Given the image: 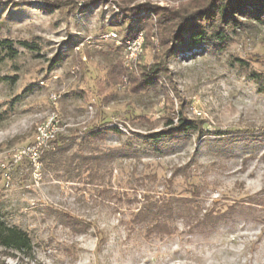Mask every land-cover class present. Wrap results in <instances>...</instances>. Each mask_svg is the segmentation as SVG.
<instances>
[{
    "label": "rangeland",
    "instance_id": "rangeland-1",
    "mask_svg": "<svg viewBox=\"0 0 264 264\" xmlns=\"http://www.w3.org/2000/svg\"><path fill=\"white\" fill-rule=\"evenodd\" d=\"M51 1L0 0V39L17 50L8 57L0 47V220L31 242L26 254L0 252V259L264 264V194H256L264 187V22L241 17L251 24L229 28L224 46L208 41L170 53L163 85L133 93L107 75L120 62L133 71L138 60L154 61L160 47L152 36L143 48V22L124 21L113 0L58 9ZM136 30L142 51L128 61V33ZM57 115L66 125L61 148L52 143L37 172L27 160L12 162L11 153ZM181 117L194 129L145 137ZM101 125L120 133L88 135ZM154 201L172 204L160 219L164 232L137 215ZM229 205L235 210L217 224L189 218L195 206L202 214Z\"/></svg>",
    "mask_w": 264,
    "mask_h": 264
},
{
    "label": "trees",
    "instance_id": "trees-1",
    "mask_svg": "<svg viewBox=\"0 0 264 264\" xmlns=\"http://www.w3.org/2000/svg\"><path fill=\"white\" fill-rule=\"evenodd\" d=\"M117 10L124 21L130 25L135 24L138 20L142 21L144 26V46L149 47L150 43L154 44L151 37L154 36L159 51H154V61L152 63H141L137 61L136 68L133 71L127 70L120 62L108 71L109 83L120 84L125 87L130 85L133 93L163 85L166 75L165 64L170 53L180 52L183 46L191 47L212 41L220 46H224L228 40L227 30L229 28H243L251 24L241 19L252 18L256 22H264V0H188L176 7L159 5L151 2L133 3V0H113ZM74 4L71 0H54L51 5L54 8H61L67 4ZM86 3H76L78 8H84ZM142 13V15H140ZM252 22V21H251ZM137 30L128 37L133 38ZM27 46L26 43H22ZM0 47L7 50L8 57H14L17 50L14 49L10 41L0 39ZM156 49V48H155ZM53 63L56 62L54 59ZM255 78V77H254ZM256 79L261 80L260 76ZM125 80V81H124ZM125 82V83H124ZM180 123L172 126V120L168 122L170 129L159 131L145 135L150 140H161L164 138H173L177 135L186 133L194 129L191 121L179 118ZM111 131L115 134L120 133V129L114 125L105 127L98 126L88 132L89 136L100 137L106 132ZM63 140L62 134H59L53 143L58 149L61 148L59 141ZM63 145V144H62ZM264 194V187L257 193ZM253 199V198H251ZM255 200V199H253ZM177 201L186 204L187 199L178 197ZM199 207L195 206V213L190 215V219L195 223L217 224L224 219L227 213L235 210L234 205H229L225 210L206 209L199 214ZM172 211L171 201H165L163 204L150 202L143 210H139L137 215L142 217L149 216L150 220L155 224L154 227L166 231L165 222H161V216L164 213ZM188 213V212H187ZM185 215V213H183ZM188 216V215H187ZM192 216V217H191ZM165 228V229H164ZM164 230V231H163ZM31 249V242L28 234L17 227L5 225L0 220V252L8 254V252H20L26 254ZM0 264H5L0 259Z\"/></svg>",
    "mask_w": 264,
    "mask_h": 264
},
{
    "label": "built area",
    "instance_id": "built-area-1",
    "mask_svg": "<svg viewBox=\"0 0 264 264\" xmlns=\"http://www.w3.org/2000/svg\"><path fill=\"white\" fill-rule=\"evenodd\" d=\"M112 35V34H109ZM55 97V96H53ZM50 114H56L51 112ZM48 116V115H47ZM66 125L62 124L57 115V121H49L48 126L38 131V134L33 135V139L28 144L17 148L11 153L12 162H20L27 160L38 171L41 165V158L44 152L51 146L53 140L65 130ZM1 167H5L1 163Z\"/></svg>",
    "mask_w": 264,
    "mask_h": 264
},
{
    "label": "bare ground",
    "instance_id": "bare-ground-1",
    "mask_svg": "<svg viewBox=\"0 0 264 264\" xmlns=\"http://www.w3.org/2000/svg\"><path fill=\"white\" fill-rule=\"evenodd\" d=\"M142 45H143V35L142 33H138V35L135 36L134 39L131 42L129 41V43L127 44L126 59L128 61H135L137 56L142 51ZM43 128L45 127H39L38 130H41Z\"/></svg>",
    "mask_w": 264,
    "mask_h": 264
}]
</instances>
